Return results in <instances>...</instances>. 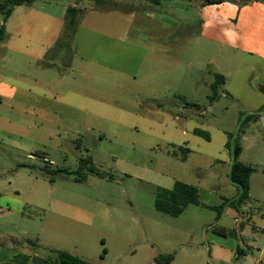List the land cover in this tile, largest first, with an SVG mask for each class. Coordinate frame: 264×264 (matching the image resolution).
Here are the masks:
<instances>
[{
  "label": "rangeland",
  "instance_id": "rangeland-1",
  "mask_svg": "<svg viewBox=\"0 0 264 264\" xmlns=\"http://www.w3.org/2000/svg\"><path fill=\"white\" fill-rule=\"evenodd\" d=\"M80 1L77 7L84 16L74 36L59 45L64 24L58 29L62 38L43 61L49 68L45 79L61 93L58 100L79 101L80 76L72 69L77 53H99L100 63L118 73L113 72L112 78L120 81L125 73L137 75V80L123 92L120 82L113 85L112 78L103 79L102 90L95 91L103 96V103L111 100L117 108H101L97 117L84 119L71 109L69 120L59 122L53 138L30 119L17 115L24 138L17 140L16 147L0 137V197L17 195L28 202L17 235L24 230V241L46 254L57 257L52 250L63 249L93 264H150L160 253L194 244L206 250L207 234L221 226L231 230L243 249L254 239L261 248L264 232L257 227L264 223V112L258 120L245 118L264 105V62L247 57L236 68L221 58L211 61L217 53L215 46L198 39L204 0H162L160 5L145 0H106L101 7L91 0ZM74 3L34 0L30 7L36 14L49 16L48 28L55 30L54 19H63L66 7ZM127 9L137 16L133 18ZM19 16L16 12L9 21L7 30L12 35ZM35 33L40 40L45 35L40 30ZM150 43L164 44L160 46L165 49L162 67L154 68L156 53ZM6 52L9 59L17 55ZM216 74H222L226 82L219 89L220 97L211 102ZM63 75L65 83H57ZM195 129L209 139L196 135ZM39 143L50 151L46 152V146L39 150ZM235 145L241 147L238 161L256 169L250 178V203L225 206L221 221L216 220L215 210L203 206L192 205L180 217L156 209L158 188H171L175 180L197 186L207 205H219L220 197L237 199L238 188L229 178ZM173 146L191 150L185 162L179 151L178 155L168 152ZM43 155L53 164L46 163ZM87 156L104 177L86 170L82 173L87 179L77 182L75 175L54 174L64 167L77 170L80 158ZM34 187L44 191L47 199L80 207V221L72 212L60 217L32 205L29 199ZM202 253L207 256V251Z\"/></svg>",
  "mask_w": 264,
  "mask_h": 264
},
{
  "label": "crops",
  "instance_id": "crops-1",
  "mask_svg": "<svg viewBox=\"0 0 264 264\" xmlns=\"http://www.w3.org/2000/svg\"><path fill=\"white\" fill-rule=\"evenodd\" d=\"M73 1L75 3L72 6H78L77 3L81 2ZM132 10L127 9L126 11L131 12L133 18H135L137 13ZM16 12L20 13V16L17 18L16 30L12 35L7 29L10 19ZM65 12L63 19H54V24L57 27L55 30L48 28L49 16L34 13L30 6L15 7L11 17L6 22L3 15L0 14V27L5 25V31L7 30L5 35L2 38L0 37V137L12 141L16 147L17 140L24 138L22 137L24 132L20 131V124L17 123V115L30 119L35 127L38 129L43 128L40 130L42 133L49 138H53L60 128L59 122L69 120L71 109L78 111L80 114L79 119H84L86 116L91 117L94 115L97 117L101 114L99 113L101 108H107L108 110L117 108L111 100L103 103V96L95 91L101 89V81L112 78L111 75L114 72L100 63L99 58L102 55L99 53L87 54L86 56L80 55L81 53L79 55L78 53L75 54L76 59L72 63V69H77L80 76L77 85V96L79 98L77 103L58 100L61 93L54 88L52 81L48 82L45 79L49 68L48 63L43 61L48 56L49 50H52L53 46L62 38L59 30L65 24ZM200 17L201 25L198 39L210 44V47L215 46L217 50V53L211 57L212 62H217V59L221 58L226 62H232L236 68L247 57L264 62L263 3L250 2L244 5L232 1L218 4L202 3ZM35 30H40L45 34L41 40ZM157 41L159 40L157 39ZM150 45L151 51L156 53L153 58L157 62L153 65L154 68L162 67L161 63L164 62L162 54L165 49L160 46L164 44L150 43ZM8 50L17 55H12L9 59L6 52ZM107 57H111V55H107ZM74 62H77L75 66ZM255 67L263 71L261 66L255 65ZM221 73L226 78L229 77L225 71H221ZM114 74L118 73L114 72ZM64 77L63 75L60 79H56V82L64 84ZM120 77V81L113 77L112 84L116 85L117 82H120L119 89L123 92L132 82L137 80V75L122 73ZM152 92H156V89H153ZM8 113L10 116L7 115ZM109 113L111 114V111ZM83 124H87V121L84 120ZM99 137L103 138L104 134L100 133ZM38 146L39 150L46 146V152L50 151L49 146L45 144L42 146L39 143ZM44 158L52 162L45 155H43V160ZM176 181L180 180H175L172 184L174 185ZM33 192L34 196L29 199V202L35 207L42 208L50 214L55 213L60 217H65L67 213L72 212L74 219L80 221L83 213L80 207L72 206L62 199L51 197L47 199L45 192L36 187L33 188ZM48 193L52 195V190H48ZM225 200H228V198L220 197V204L211 206L201 201L200 194V205L194 206L212 209V207L223 204ZM248 203H250V199L247 201ZM26 204L28 202L18 198L17 195L7 196V198L0 197V264H60L59 258L56 256L46 254L37 245L33 247L31 243H27L28 241L25 242L26 233L24 230L19 232L20 237L17 235L16 230L20 228L21 221L25 217ZM221 218L218 221H221ZM249 219L250 217L247 218V220ZM236 221L240 222V219L236 218ZM257 231L264 232V223L257 227ZM186 232L189 236L193 235L192 230ZM214 232L216 234H207L209 246L206 250L201 249L198 244H194L191 247H181L175 251L160 253V255L173 254L174 258L169 264H264V242L260 248L255 245L257 239H254V245H247L248 248L243 249L237 242L238 238L233 236L231 230L226 227L221 226ZM40 243L48 246V243L41 240ZM102 244H105L103 239ZM239 248H241L240 253H238ZM204 251H207V256L202 253ZM202 257L203 260H201ZM156 258L157 256L153 257L150 264H157L155 262ZM248 258H251L250 262L247 261Z\"/></svg>",
  "mask_w": 264,
  "mask_h": 264
},
{
  "label": "trees",
  "instance_id": "trees-1",
  "mask_svg": "<svg viewBox=\"0 0 264 264\" xmlns=\"http://www.w3.org/2000/svg\"><path fill=\"white\" fill-rule=\"evenodd\" d=\"M79 2L80 0H75ZM97 6H102L106 0H91ZM154 5H160L162 0H145ZM225 1H232L240 5L248 4L250 2H261L264 4V0H204V4H218ZM34 0H0V13L3 15L4 21L6 22L12 15L14 8L19 6H31ZM83 9L78 8L77 6H69L66 9L64 20H65V34L62 38L59 45H63L67 40H71L74 36V33L77 30L78 24L81 19V14ZM5 25L0 27V37L2 38L5 35ZM225 84V77L221 74H216L215 83L212 86V94L210 95V101L215 102L219 97V89L222 85ZM190 105V104H189ZM195 106V105H191ZM264 112V106L255 114L247 116L245 119L258 120ZM244 119V120H245ZM242 131V130H241ZM194 133L205 139H209L208 135L200 129H195ZM227 147H231L230 141L227 143ZM178 151L181 153L180 158L185 162L188 158V154L191 150L186 146H181L177 149L176 146H173V149L170 150L173 155H178ZM234 152V161L231 166L230 171V180L236 185L239 189V195L237 199L229 201L225 200L223 204L217 207H212L213 210L217 212L216 219L220 220L223 209L225 206L236 208L247 203L250 199V178L253 173L256 172V169L252 166L246 165L238 161V157L241 153V147L235 145L233 148ZM88 171L90 174L104 177V174L99 172L95 167L93 159L91 156L81 157L80 158V167L77 170H70L68 168H61L60 170L54 171V174L57 173H68L75 175V180L82 182L86 180V175L82 171ZM47 174H50V171H45ZM110 180L113 179V176L109 177ZM53 182L54 179L52 178ZM190 205H200V192L197 186H194L189 183L182 181H176L172 188L159 187L157 190L155 207L156 209L166 215L172 217L181 216L185 210ZM57 257L59 258L60 264H92L91 262L85 260L84 258L71 253L70 251L63 249H53ZM241 252V248L238 249V253ZM104 253H107L104 249ZM174 258L173 254L170 255H160L155 259L157 264H169Z\"/></svg>",
  "mask_w": 264,
  "mask_h": 264
},
{
  "label": "built area",
  "instance_id": "built-area-1",
  "mask_svg": "<svg viewBox=\"0 0 264 264\" xmlns=\"http://www.w3.org/2000/svg\"><path fill=\"white\" fill-rule=\"evenodd\" d=\"M44 161H45L46 163H50V164H52V162H50L47 158H44Z\"/></svg>",
  "mask_w": 264,
  "mask_h": 264
}]
</instances>
